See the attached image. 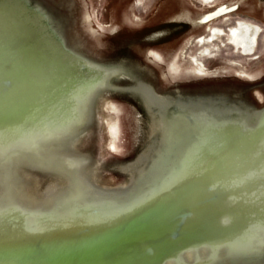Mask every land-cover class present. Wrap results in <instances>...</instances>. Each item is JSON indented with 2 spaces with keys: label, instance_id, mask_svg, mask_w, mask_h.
Returning a JSON list of instances; mask_svg holds the SVG:
<instances>
[{
  "label": "rangeland",
  "instance_id": "1",
  "mask_svg": "<svg viewBox=\"0 0 264 264\" xmlns=\"http://www.w3.org/2000/svg\"><path fill=\"white\" fill-rule=\"evenodd\" d=\"M167 1L0 0V100L21 96L28 139L0 206L92 213L0 230V264H264V0H174L157 17ZM199 152L202 170L173 182Z\"/></svg>",
  "mask_w": 264,
  "mask_h": 264
},
{
  "label": "bare ground",
  "instance_id": "2",
  "mask_svg": "<svg viewBox=\"0 0 264 264\" xmlns=\"http://www.w3.org/2000/svg\"><path fill=\"white\" fill-rule=\"evenodd\" d=\"M81 1V0H80ZM176 3L174 6H172V8H169L167 6V4H164L160 11H158L157 13V17H163L165 15H168L170 14L175 8H176ZM237 5V4H236ZM219 6V5H217ZM211 7V6H210ZM87 8V6H86ZM234 8H226V7H216L214 11L210 12L206 17H205V20L209 21V20H212L213 18L215 17H220V16H223L225 14H228L227 12L233 10ZM199 11V10H198ZM204 11V10H203ZM197 12V11H195ZM84 14V12H82ZM87 15V14H86ZM181 16H185L187 17V13H183ZM194 18V17H193ZM194 20V19H193ZM2 21V20H1ZM165 22V21H164ZM6 24V22H4ZM86 23V22H85ZM88 25V24H87ZM157 25V24H156ZM89 26V25H88ZM192 26V25H191ZM13 27V26H12ZM91 27V26H90ZM7 28V27H6ZM152 28V27H151ZM91 29V28H90ZM96 29V28H95ZM12 31V30H11ZM92 31V30H91ZM142 31V30H141ZM145 31V30H144ZM156 32V31H155ZM158 32V31H157ZM162 32V31H161ZM187 32V31H185ZM95 34V33H94ZM174 34V33H173ZM179 34V33H177ZM13 35V34H12ZM19 35H21L19 33ZM154 35V34H153ZM17 36V35H16ZM96 36V35H95ZM101 37V36H100ZM107 37V36H106ZM127 37V36H125ZM169 37V36H168ZM104 38V37H103ZM122 38V37H121ZM167 38V37H166ZM97 39V38H96ZM163 41V40H162ZM99 43V42H98ZM145 44V43H144ZM143 44V45H144ZM98 45V44H97ZM100 46V43L98 45V47ZM147 46V45H146ZM145 46V47H146ZM11 48V47H10ZM142 48V47H140ZM2 49V48H1ZM4 49V48H3ZM141 50V49H140ZM1 51V50H0ZM23 53V52H22ZM34 55V54H33ZM148 55V54H147ZM8 56V55H7ZM19 56V55H18ZM23 56V54H22ZM27 56V55H26ZM5 57V56H4ZM10 57V56H9ZM20 57V56H19ZM25 58V57H24ZM154 61V60H153ZM34 64V63H33ZM157 64V63H156ZM160 65V64H159ZM172 65L174 66V62L172 63ZM34 67V66H33ZM88 67V66H87ZM100 67V66H99ZM86 68V67H85ZM33 69V68H32ZM83 69V68H82ZM87 69V68H86ZM91 69V68H90ZM93 69V68H92ZM95 69V68H94ZM97 69V68H96ZM99 69V68H98ZM89 70V69H88ZM171 70V69H170ZM174 70V69H173ZM26 71V70H25ZM82 71V70H81ZM92 71V70H91ZM100 71V70H99ZM166 71V70H165ZM32 72V71H31ZM172 72V70L170 71ZM169 71L167 73H170ZM198 72V71H196ZM84 73V72H83ZM175 73V72H174ZM241 73V72H239ZM27 74V73H26ZM57 74V73H56ZM70 74V73H69ZM93 74V73H92ZM91 74V75H92ZM170 74H173V73H170ZM202 74V73H201ZM215 74V73H214ZM219 74V73H218ZM231 74V73H230ZM242 75H246L247 72H242L241 73ZM260 74V73H259ZM113 75V74H112ZM174 75V74H173ZM179 75V74H178ZM187 75V74H186ZM196 75V74H195ZM204 75V74H203ZM209 75V74H207ZM36 76V75H35ZM39 76V75H38ZM37 76V77H38ZM49 76V75H48ZM47 76V77H48ZM80 76V75H79ZM93 76V75H92ZM99 76V75H98ZM254 76V75H253ZM41 77V76H40ZM94 77V76H93ZM57 78V77H56ZM95 78V77H94ZM93 78V79H94ZM174 78V77H173ZM36 79V78H35ZM49 79V78H47ZM64 79V78H62ZM92 79V80H93ZM170 79V78H169ZM44 80V79H43ZM58 80V79H57ZM78 80V79H77ZM80 80V79H79ZM173 80V79H172ZM59 81V80H58ZM76 82V81H75ZM91 82V80H90ZM104 82V81H103ZM36 83V82H35ZM46 83V82H45ZM80 83V82H79ZM140 83V82H139ZM37 84V83H36ZM77 84V83H76ZM110 84V83H109ZM108 84V85H109ZM86 85V84H85ZM107 85V86H108ZM147 85V84H146ZM139 86V85H138ZM83 87V86H82ZM85 87V86H84ZM140 87V86H139ZM46 88V87H45ZM153 88V87H152ZM83 90V89H82ZM106 90V89H105ZM104 90V91H105ZM47 92V91H45ZM145 92V91H144ZM157 92V91H156ZM44 93V92H43ZM100 93V92H99ZM98 93V94H99ZM97 95V94H96ZM148 95V93H147ZM149 96V95H148ZM20 95H15L13 96V100H6L5 102H2L0 100V176L4 179V178H8L10 177L12 174H13V170H12V167L14 165V161L16 159V150H18L20 147H22L25 142H28V139L26 138L25 136V133L27 131L25 125L22 123V119H21V108H22V102H20L21 98ZM81 97V96H80ZM79 97V99H80ZM151 97V96H150ZM158 98V97H157ZM20 99V100H19ZM83 99V98H82ZM97 99V98H96ZM165 100V99H164ZM83 101V100H81ZM33 102V101H32ZM80 103V102H79ZM84 104V103H83ZM108 103H106L105 105H107ZM5 105H8V108L5 107ZM81 105V104H80ZM85 105V104H84ZM110 105V104H109ZM116 105V104H115ZM125 105V104H124ZM79 106V105H78ZM83 106V105H82ZM87 106V105H86ZM125 107V106H124ZM264 108V107H263ZM83 109V107H82ZM131 109V108H130ZM262 109V108H261ZM100 110V109H99ZM264 110V109H262ZM114 111V110H113ZM121 111H123V109L121 108ZM38 112V111H37ZM28 113V111H27ZM40 113V112H39ZM38 113V114H39ZM119 113V112H118ZM86 114V112H85ZM185 114V113H183ZM25 115V114H24ZM84 116V115H83ZM35 117V116H33ZM259 117V115H258ZM23 118V117H22ZM85 118V117H84ZM239 120V119H238ZM60 121V119H59ZM241 121V120H240ZM245 121V120H244ZM247 121V119H246ZM254 122V121H253ZM247 123V122H246ZM120 124V123H119ZM71 125V124H70ZM51 126V125H50ZM232 126V125H231ZM235 126V125H234ZM247 126V125H245ZM108 127H109V131L112 135L110 141H109V145L110 147L112 148H115L116 147V136H117V133H118V130H119V127L116 123V121H113L111 123L108 124ZM87 128V126H86ZM215 128V127H214ZM233 128V127H231ZM230 128V130H232ZM236 128V127H234ZM47 129V128H46ZM188 129V128H187ZM216 129V128H215ZM223 129V130H222ZM220 129L221 131H224V128ZM49 130V129H48ZM80 130V129H79ZM132 130V129H131ZM181 130V129H180ZM190 130V129H189ZM188 130V131H189ZM209 130V129H208ZM214 130L213 128H211V131ZM218 130V129H217ZM215 130V131H217ZM47 131V130H46ZM195 131V130H194ZM193 131V132H194ZM199 131V130H198ZM203 131V130H202ZM213 131V132H215ZM233 131V130H232ZM235 131V129H234ZM45 132V131H44ZM201 132V131H199ZM43 133V132H42ZM62 132H60L61 134ZM196 133V132H195ZM194 133V134H195ZM203 133V132H202ZM223 133V132H222ZM229 133V132H228ZM234 133V132H233ZM247 133V132H246ZM50 134V133H49ZM193 134V133H192ZM197 134V133H196ZM226 134V133H224ZM231 134V133H230ZM41 135V134H40ZM48 135V134H47ZM90 135V134H89ZM132 135V134H131ZM198 135V134H197ZM208 135V134H207ZM56 136V135H55ZM63 136V135H62ZM203 136V135H202ZM233 136V135H232ZM37 137V136H35ZM186 137V136H185ZM46 138V137H45ZM182 138V137H181ZM187 138V137H186ZM200 138V137H199ZM203 138V137H201ZM32 139V138H31ZM66 139V138H64ZM185 139V138H184ZM207 139V138H206ZM215 139V138H214ZM211 140V138H210ZM213 140V139H212ZM32 141V140H31ZM206 141V140H205ZM172 142V140H171ZM177 142V141H175ZM179 142V141H178ZM217 142V141H216ZM241 141H238V142H234L233 144L230 143V145H228V149H226V152L227 154H235L240 152L242 150V147L245 145L244 143V140L242 141V143H240ZM125 143V142H124ZM188 143V142H187ZM219 143V142H218ZM169 144V143H168ZM172 144V143H171ZM178 144V143H177ZM190 145H192L190 143ZM202 144H200L201 146ZM209 145V143H208ZM170 146V144H169ZM185 146V145H184ZM189 146V145H187ZM162 147V146H161ZM178 147V146H177ZM186 147V146H185ZM188 148V147H187ZM192 148V147H191ZM197 148V147H196ZM128 149V148H127ZM160 149V148H159ZM50 150V149H49ZM183 150V149H182ZM181 150V151H182ZM187 150V149H185ZM193 150V149H192ZM198 150V149H197ZM200 150V149H199ZM215 150V148L213 149ZM218 151V148L216 149ZM262 150V149H261ZM167 151H169V149H167ZM179 151V150H178ZM177 151V152H178ZM50 153V152H49ZM168 153V152H167ZM187 153V152H186ZM182 154V153H181ZM156 155V154H155ZM181 156V155H180ZM188 156H190L188 154ZM23 157V156H22ZM168 157V155L166 156ZM146 158V157H145ZM159 157H157L158 159ZM165 158V157H164ZM177 158V157H176ZM202 154L199 152L198 156L195 157V159H193L192 161L190 162H185L184 163V159L182 160L183 161V166L182 168H180L178 174L176 175V179L173 181H179L178 183H181V187L183 186H186V181H184V175L186 173H188V171H190L191 169H197V170H202V168L198 167L196 165V163H200L202 161ZM236 159V156L234 157ZM29 159V158H28ZM161 159V158H159ZM158 159V160H159ZM181 159V157H180ZM234 159V161H235ZM25 160V159H24ZM204 160V159H203ZM152 161V160H151ZM189 161V160H188ZM17 162V160H16ZM181 162V161H180ZM25 163V162H24ZM29 163V162H28ZM32 163V162H30ZM70 163V162H69ZM68 163V165H69ZM96 163V162H95ZM94 163V165H95ZM174 163V162H173ZM97 164V163H96ZM177 164V163H176ZM62 165V164H60ZM71 165V164H70ZM69 165V166H70ZM146 165V164H145ZM180 165V164H179ZM233 165V164H232ZM22 166V165H21ZM95 167V166H94ZM211 167V166H210ZM253 167V166H252ZM37 168V166L35 167ZM51 168V167H50ZM69 168V167H68ZM259 168V167H258ZM39 169H41L39 167ZM59 169V168H57ZM260 169V168H259ZM45 170V169H44ZM66 170V169H64ZM68 170V169H67ZM104 170V169H103ZM254 170V169H253ZM48 171V170H47ZM97 171V170H96ZM102 171V170H101ZM257 171V170H256ZM57 172V171H56ZM76 172H80V171H77ZM159 172V170H158ZM258 172V171H257ZM69 173V172H68ZM74 174V173H73ZM160 174V173H159ZM70 175V174H69ZM98 175V174H97ZM222 176V175H221ZM140 177V176H139ZM138 177V178H139ZM66 178V177H65ZM82 178V176H81ZM141 178V177H140ZM221 178V177H220ZM216 179V178H215ZM74 180V179H73ZM181 180V181H180ZM221 180V179H220ZM225 180V179H223ZM13 181V180H12ZM75 181V180H74ZM218 182V181H217ZM14 183V182H13ZM76 183V182H75ZM223 183V182H222ZM229 183V182H228ZM215 184V183H214ZM225 184V182L223 183ZM70 185V184H69ZM84 185V184H83ZM232 185V184H231ZM14 186V185H13ZM71 186V185H70ZM79 186V185H78ZM216 185H214L215 187ZM235 186H236V182H235ZM73 187V186H72ZM81 187V185H80ZM69 188V187H67ZM74 188V187H73ZM18 189V188H17ZM82 189V188H81ZM231 189V188H230ZM233 189V188H232ZM246 189V188H245ZM84 190V189H83ZM110 190V189H109ZM234 190V189H233ZM80 191V190H79ZM114 191V190H113ZM230 191V190H229ZM74 192V191H73ZM72 192V194H73ZM81 192V191H80ZM86 192V191H85ZM110 192V191H109ZM115 192V191H114ZM50 193V192H49ZM94 193V192H93ZM116 193V192H115ZM78 194V193H77ZM96 194V193H95ZM94 194V195H95ZM236 194V193H235ZM234 194V195H235ZM18 195V194H17ZM81 195H83V193L81 192ZM86 194H84L85 196ZM93 195V194H92ZM97 196H99L98 194H96ZM55 196V195H54ZM72 197V195H71ZM80 197V196H79ZM237 197V195H236ZM58 198V197H57ZM50 199V198H48ZM62 199V198H61ZM77 199V198H75ZM92 199V198H91ZM22 200V199H21ZM56 202V201H55ZM106 202L104 196L100 195V197H96L94 200H92V203H94V205H96L97 209L96 210V214L100 217H103L105 216V209L104 208H101L102 205H104ZM42 203V202H41ZM64 203V202H63ZM58 203L55 207V209L52 211V215L49 214V213H43L41 211H39L38 209H32V210H28L27 208H23L22 206H18V207H15L13 206L11 203H6L2 206H0V230H3V231H18V229H26V225H25V222L27 220V217H35L36 219L38 217H41L43 215H47L49 216L50 218V215L52 217V221L55 222V223H60L61 221H67L69 219H74V220H83L85 219L87 216H91V214L89 215L90 212H87L84 211V210H81L82 208H78V207H71V206H68V205H65V203ZM18 204V203H17ZM24 206V205H23ZM110 206V205H109ZM112 206V205H111ZM118 206V205H117ZM152 205H150L151 207ZM27 207V206H26ZM104 207V206H103ZM108 207V206H107ZM94 208V207H93ZM149 208V207H148ZM85 209V207H84ZM115 208H111V211H113ZM103 212V213H102ZM109 213V212H108ZM15 215H18L17 217ZM22 217V219L20 220L19 218ZM16 218H18V220H15ZM48 218V219H49ZM10 220V221H9ZM22 221V222H21ZM9 223V224H8ZM141 221L140 220H135V221H132L131 223H127V224H123V225H118V226H115V227H112L107 235H109L108 237L109 238H112L114 237L115 235H119L122 231H127L129 229H134L136 227H138L140 225ZM246 231V230H245ZM245 234V233H244ZM247 235V234H246ZM249 235V234H248ZM251 236V235H250ZM247 237V236H246ZM231 240V239H230ZM245 240V239H244ZM239 241V240H238ZM234 242V240H233ZM237 242V241H236ZM239 244V243H237ZM211 245V244H210ZM214 246V245H213ZM242 246V245H241ZM211 247V246H210ZM217 247V246H216ZM243 247V246H242ZM214 249V247H212ZM241 249V248H240ZM239 249V250H240ZM245 249V248H244ZM238 250V251H239ZM241 251V250H240ZM187 256L188 258H191L193 253H192V249H188L187 251ZM233 252V251H232ZM247 252V251H246ZM260 252V250H259ZM199 253V252H198ZM228 253V252H227ZM243 253V252H241ZM202 254V253H201ZM257 254V252H256ZM254 255V254H253ZM264 255V254H263ZM180 256V255H179ZM250 256V255H249ZM185 257V256H184ZM184 259V258H183ZM194 260V259H193ZM234 260V259H233ZM188 262V261H187ZM172 263V260L170 259V261H168L166 264H171ZM220 263V262H219ZM235 264V262H234Z\"/></svg>",
  "mask_w": 264,
  "mask_h": 264
},
{
  "label": "flooded vegetation",
  "instance_id": "3",
  "mask_svg": "<svg viewBox=\"0 0 264 264\" xmlns=\"http://www.w3.org/2000/svg\"><path fill=\"white\" fill-rule=\"evenodd\" d=\"M175 1L174 0H169V1H167L165 4H167V6L169 7V8H172V6H174L175 5Z\"/></svg>",
  "mask_w": 264,
  "mask_h": 264
}]
</instances>
